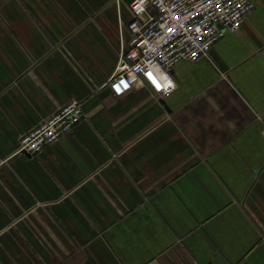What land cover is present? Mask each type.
Here are the masks:
<instances>
[{
  "label": "crops",
  "instance_id": "crops-1",
  "mask_svg": "<svg viewBox=\"0 0 264 264\" xmlns=\"http://www.w3.org/2000/svg\"><path fill=\"white\" fill-rule=\"evenodd\" d=\"M130 1L0 0V264H264V0L162 98L106 86Z\"/></svg>",
  "mask_w": 264,
  "mask_h": 264
},
{
  "label": "built area",
  "instance_id": "built-area-1",
  "mask_svg": "<svg viewBox=\"0 0 264 264\" xmlns=\"http://www.w3.org/2000/svg\"><path fill=\"white\" fill-rule=\"evenodd\" d=\"M127 37L121 32L119 57L106 81L120 96L142 81L159 97L175 87L174 62L207 56L224 32H236L254 8L252 0H131ZM83 116L82 103L70 100L19 136L17 152L34 155Z\"/></svg>",
  "mask_w": 264,
  "mask_h": 264
}]
</instances>
